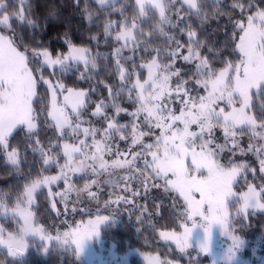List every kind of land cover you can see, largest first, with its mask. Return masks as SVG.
<instances>
[{
	"label": "snow or ice",
	"instance_id": "obj_1",
	"mask_svg": "<svg viewBox=\"0 0 264 264\" xmlns=\"http://www.w3.org/2000/svg\"><path fill=\"white\" fill-rule=\"evenodd\" d=\"M19 2L20 10L9 13L7 0H0V28L11 31L10 20L16 18L22 24L27 22L29 26H34L23 7L26 0ZM118 2L119 0H98L102 8H112L123 16L127 4L116 9L115 4ZM183 2L190 12L200 15L202 0ZM175 3L176 0H135L139 13L134 16L131 26L127 18L104 24L106 37L112 36V30L119 26V31L114 36V41L119 47L114 48L111 53L115 61L114 70L119 76V87L115 90L109 87V103L101 99L91 113L92 117L103 118L107 122L106 127L98 128L93 126L91 121L82 119L88 91L65 89L63 84H59L63 95L62 102L57 99L56 92H52L45 123L54 128L58 133L57 139L63 141L62 144L51 147L61 149L64 163L60 164L57 156L45 152L40 147V140H36L32 151L41 153L45 166L55 164L60 169L59 173L33 180L17 198L18 202L14 208L9 209L4 203L3 195H0V215L7 217L11 213L13 219L22 221L18 231L6 232L0 226V246L6 248L10 256L18 257L25 252L27 243L24 237L27 234L38 236L42 243L54 240L65 250L74 245L76 256L79 255L82 242L98 233V225L108 219L107 216L97 215L95 219L79 223L62 235L50 237L44 235L43 228L34 225L33 213L28 206L33 204L34 194L40 188L60 180L65 181V191L54 195L60 196L62 202L67 201L68 194L75 190L71 183L73 177L89 171L96 177L107 174L103 181L105 184L118 187L120 180L125 181L126 191L129 190L127 185L136 180L143 181L145 194L149 187L161 186L165 191L178 193L186 206L181 217L190 221L192 227L199 226L204 231L205 240L200 245L201 252L208 251L207 234L211 225H219L222 232L232 241V246L237 247L240 239L229 230L231 222L237 220V214L245 213L247 209H264V186L257 190L249 184L247 191H234L238 177L249 166L245 162L238 163L232 159L237 153H253L259 161L260 172L264 173V10L249 15L246 23L241 20L234 25V29L239 32L234 49L239 53V60L227 61L225 67L216 71L211 61L202 55V42L196 31L191 28L187 30L186 54L185 45L165 31L166 26L180 28V24L186 19L181 17L174 23L168 15L170 6ZM215 3L218 4L219 0H215ZM233 7H239L242 12L245 10L242 4ZM156 13L159 19L154 28L147 33L139 30L140 24L136 21L142 23L151 18L150 14ZM180 31L183 33L184 29L181 28ZM153 33L165 37L169 47L153 48ZM65 42L68 44L66 54L53 58L48 49L44 48L34 49L32 56L42 57V63L50 68L59 66L65 71H70L73 67L78 69L82 64L84 71L80 73V78L84 79L89 69L97 68V60L101 54H93L86 47H77L70 40ZM141 47L145 53L155 54L137 68L134 55ZM125 50L133 55H125ZM178 60L187 65H194L191 80L195 82V88L190 86L189 80L182 78V70L175 67ZM130 61L133 62L132 71L125 67ZM30 62L27 50H19L12 36L0 32V152L6 154L8 162L13 166L19 165L21 156L19 148L10 145L13 132L18 128H25L27 138L30 139L37 130L38 116L33 108L34 97L37 95V80L29 68ZM142 70L147 72L143 80L140 78ZM133 76L134 80L131 79ZM44 83L52 89L53 86L48 80H44ZM200 89H203V94H200ZM125 93L128 102L135 104V111L128 112L118 102V98ZM254 95L262 101L258 115L252 111L255 107ZM177 103L178 113L175 108ZM109 107L114 109L115 115L109 116L106 113L105 110ZM43 111L42 107L41 112ZM122 112L132 118L129 123L118 122L117 117ZM85 124L88 126L85 127ZM217 129L223 134V143H217ZM117 135L119 140L123 141L128 140L130 136L131 145L140 147L138 151L133 152L130 146L128 153H121L117 147V158L109 161L105 156L112 154V145ZM245 135H248L250 141L247 148L242 147L240 143V139ZM145 137L153 139L146 143ZM225 152L231 155L226 162H221V156ZM122 155H131V159H120ZM138 161H142V168L138 167ZM116 169H128V172L117 180L114 178ZM149 180L152 181L151 184ZM157 180L163 184H156ZM92 184L100 187L97 180H93ZM90 187L91 184L86 183L82 191ZM49 195L52 196L53 193L49 191ZM87 195L99 203L96 193L88 191ZM132 195L139 193L132 192ZM121 202L126 205L132 203L124 197H117L114 201H105L104 207L109 208L112 204ZM233 205L238 207L234 213H230L229 208ZM99 211L98 207L97 212ZM140 219L141 217L137 216V220ZM180 226L183 228L182 232L161 231L159 236L165 241L174 242L176 248L183 253L189 247L192 228L186 223H181ZM231 250L230 248L229 251ZM145 259L147 264H161L154 256Z\"/></svg>",
	"mask_w": 264,
	"mask_h": 264
},
{
	"label": "trees",
	"instance_id": "obj_2",
	"mask_svg": "<svg viewBox=\"0 0 264 264\" xmlns=\"http://www.w3.org/2000/svg\"><path fill=\"white\" fill-rule=\"evenodd\" d=\"M202 3L200 15L197 16L189 11L188 6L182 0H176V3L170 6L168 15L174 23L181 17L186 19L180 24V28L173 29L166 26L165 31L185 45V54L187 52V30L191 28V30L196 31L202 42L200 48L202 55L211 61L214 70L219 71L225 67V62H237L239 60V53L234 51L235 43L239 39V32L234 29V25L241 20L246 23L249 15L258 10H264V0H219L218 4L215 3V0H202ZM7 4L9 13L20 10L19 0H7ZM125 4L127 7L124 8V15L121 16L119 11H113L112 8H102L96 0H26L23 7L28 18L34 22V26H29L27 22L22 24L16 18L10 20L11 31L0 28L2 32L14 38L16 45L22 51L26 49L29 56L34 49L47 48L51 54L63 52L68 47L66 40H70L75 46L88 48L93 54H101L97 60V68L95 70L89 69V73L84 79L80 78V73L84 71L82 64L78 69L73 67L70 71H65L59 67L55 69L46 66L40 67L35 59L30 62V67L37 80V95L33 102V108L38 116L37 130L30 139L27 138L26 129L22 127L15 130L10 137V145L18 147L21 153L18 166L11 165L6 160L5 154L0 152V195H3L4 202L10 207L13 206L29 182L41 176L54 174L59 170L55 164L45 166L41 153L32 151L36 140H40V147L45 152L57 156L60 164L64 163L61 149L51 147V145L62 144L63 141L58 140L56 130L48 127L45 123L47 109L50 106V90L41 77L57 81L63 84L65 88L88 91L87 105L82 111V119L91 121L92 125L98 128L107 126V122L103 118L92 117L91 115L101 99L109 103V87L115 90L120 83L118 72L114 70L115 61L111 56L114 48L119 47L114 41L119 26L117 25L112 30V36L106 37L104 24L108 21H122L127 18L128 24L131 26L134 16L139 13V9L135 5V0H119L115 4V8L120 9ZM236 4L244 5L245 10L242 12L239 7H233ZM150 17L142 23L136 21L140 24L139 30L147 33L154 28L159 19L158 13L150 14ZM181 28L184 29L183 33L180 31ZM151 44L153 48L157 46L169 47L166 38L161 37L158 33H153ZM124 54L133 55L128 50H125ZM154 54V52L145 53L141 47L134 55V63L137 68L141 63L147 62ZM132 63L130 61L125 65L129 71L133 70ZM175 67L182 70L184 73L182 78L189 80L190 86L195 88V82L191 80L194 65H187L182 60H178ZM145 74L146 70H142L140 78L143 79ZM131 79L134 80L135 77L133 76ZM92 89L95 91H91ZM118 102L128 112L135 111V104L128 102L126 93L118 98ZM261 102L259 98L253 96L255 107L252 111L254 114H259ZM178 106L177 103L175 105L176 110ZM42 107L43 112H41ZM105 111L109 116L115 115V111L111 107ZM117 119L120 124H126L132 118L122 112ZM85 125L88 126V124ZM216 137L217 143L224 142L222 133L218 132ZM117 138H119L118 135L115 139ZM127 141L120 140L116 145L118 148L125 149L129 145ZM240 143L242 147L247 148L249 144L248 135L243 136ZM230 155L227 152L222 154L221 162H226ZM232 159L235 162H245L249 166L240 175L236 185H244L246 182L259 185L263 176L260 172L259 161L253 153L249 152L243 155L237 153ZM114 172V178L119 180V177L127 174L128 171L114 170ZM91 178L92 175L87 173L77 174L71 183L74 187L79 188ZM106 178L107 174L98 177L99 188L94 185L89 190L80 191L78 194L70 192L68 194L69 199L65 202H62L60 196L54 195L65 191L64 181L60 180L49 188L42 187L34 194V202L30 205L34 223L44 229V234L54 235L68 229L84 218L96 214H106L110 220L101 226L100 238L105 245H113L117 253L134 249L143 253L157 254L166 260L196 262V264L208 261L204 255L194 256L191 252L182 253L171 243H166L159 237L160 230H180L181 223L186 221V218L181 217L186 206L178 194L165 191L162 187H149L145 194L143 181L138 182L136 180L127 185L129 190L126 191L125 181L120 180L117 187L103 183ZM161 182L155 181L156 184ZM151 183L152 181L149 180V184ZM49 191L53 193L52 196L49 195ZM88 191L96 193L99 203L88 197ZM132 192H138L139 195L133 196ZM117 197H124L132 203L126 205L121 202L112 204L109 208L104 207L105 201H114ZM98 207L99 212H97ZM231 208L235 209L236 205L231 206ZM137 216L141 217L139 221ZM2 220V225L8 231L18 228L16 221L10 216H3ZM232 224L234 231L241 236L246 245L244 251L246 256L251 253L252 249L254 253L264 252V210L248 211L245 215L237 214V220H233ZM30 239L31 243L34 244L28 245L25 252L18 257H12L6 249L0 248V264H84L82 259L76 256L72 246L65 250L62 245L55 241L42 243L36 238ZM139 262L136 256H132L130 259L131 264H139Z\"/></svg>",
	"mask_w": 264,
	"mask_h": 264
},
{
	"label": "rangeland",
	"instance_id": "obj_3",
	"mask_svg": "<svg viewBox=\"0 0 264 264\" xmlns=\"http://www.w3.org/2000/svg\"><path fill=\"white\" fill-rule=\"evenodd\" d=\"M96 1L98 2V0H96ZM253 14H255V13H253ZM253 14H251V15H253ZM0 32H2V31L0 30ZM3 34H5V33L3 32ZM77 47H82V46H77ZM19 50H21V49L19 48ZM67 51H68V47H67V50H65L63 52H59V53H56V54H51L50 53V55L53 58H55L58 55L66 54ZM32 53H33V51H31L30 56H29L31 62H33L34 61L33 59H35V62L38 61L40 67L41 66L48 67L47 65H44L42 63V57L41 58L33 57L32 56ZM56 67H59V66H56ZM29 68L32 70V68L30 67V64H29ZM48 68H50V67H48ZM50 69H53V68H50ZM33 76H34V78H36L34 72H33ZM146 76H147V72H146L145 76L143 77V79ZM143 79H141V80H143ZM43 80H48L49 83L53 86L52 89H50L49 88V85L46 84L47 87L50 90V103H51L52 92L53 91L56 92L57 99L62 102L63 95H61V89L58 87V85L60 83L57 82V81H51L49 78H44V77H43ZM65 89H67V88H65ZM77 90H83V89H77ZM199 91H200V94H203V89H201ZM178 111H179V106L177 108V113H178ZM84 126L86 127V125H84ZM193 130H195V126H193ZM218 132L219 133H222L220 129H217L216 130V134ZM81 138H83V137H81ZM152 139H153V137H146L144 140L147 143V142H151ZM119 141H120L119 138L115 139V142L112 145L113 152H112L111 155H106L105 156V159L111 161V160L117 158V155H116V151L115 150L117 148L116 143L119 142ZM90 142H91V139L89 138V143ZM127 142H128L129 145H127V147L125 149L124 148H119V151L121 153H128L130 146H131V151H133V152L139 150V147H140L139 145H135V146L131 145V137L130 136H129V139H128ZM5 158L7 160L6 154H5ZM119 158L120 159H131V155H128V156H123L122 155ZM148 159H151V157H148ZM137 165H138V167H143L142 161H138L137 162ZM116 170L128 171V169H116ZM59 171H60V169L58 170V172H56L54 174H49V175H45V176L57 175L59 173ZM87 174L92 175V178L90 180H88V182H86L87 184H91V187L90 188H92L94 185H96V184H92V181L93 180H97L98 181V177L94 176L90 171L87 172ZM261 175L263 176V178H262L261 182L259 183V185L258 184H256V185L251 184L257 190H259L262 186H264V173H262ZM62 181H64V180H62ZM30 183L31 182H29L27 185H29ZM86 183H84L79 188H77V186L74 187L75 190L72 191V192L77 193V194L80 191L83 192L82 190L84 189V185ZM159 184L162 185L163 182H161ZM249 184L250 183H248V182H246L244 185H242V184L236 185L235 184L234 185V191H236L237 193H240V192H243V191H247V188H248V185ZM51 185H49L47 188H49ZM161 187L163 189H165L163 186H161ZM169 191H171V190H169ZM23 192H22V194H23ZM171 192H173V191H171ZM173 193H175V192H173ZM22 194H20L19 197ZM175 194H178V193H175ZM17 202L18 201L16 199L15 202H14V204H13V206H11V207L9 205H7L5 202L4 203L7 205V207L9 209H11V208H14L15 207V204ZM228 203L229 204L231 203V198H229ZM28 207L30 209V205ZM236 207H238V205H236ZM235 210H236V208L235 209H232L231 207L229 208V212L230 213H234ZM253 210H264V209H251L250 208V209H247L246 212L245 213H242V214L245 215V214H247L248 211H253ZM97 215L107 216L108 219H106L102 224L98 225V233L97 234H94L91 238H87V239H85L82 242V251L79 253L78 257H80L82 259V261H83L84 264H131L130 263V259H131L132 256H136L139 259V261H140L139 264H147V261H146L145 257H153V256L154 257H157L159 259V261L161 262V264H196V262H194V263H191V262L187 263V262H180V261H175V260H166V259H163L162 257L158 256L157 254L143 253V252L136 251L134 249L133 250H128V251H126L124 253H117L114 250L113 245H111V244L105 245L104 242L100 238V228H101V226L105 225L110 220V217L108 215H106V214H96V215H93V216H89V217L84 218V219H82L80 221H77L73 226L69 227L66 230H63L61 232H57L54 235H51V234H44V235L50 236V237H55L57 235H62L64 232L70 231L71 229H74L76 227V225L79 224V223L86 222V221H88L90 219H95V217ZM8 216H10L12 218L11 213H9ZM2 218H3V215H0V226H2L5 229V227L2 225V221H3ZM13 220H15L16 221V224L18 225V228L16 230H13V231H18L19 230V227H20V225L22 223V221H19L18 218L13 219ZM33 222H34V220H33ZM184 223H186L187 226L191 227L192 230H191L190 235H189V241H188L189 247L183 253H189V252H191L194 256L195 255L196 256H202V255L206 256L207 259H208V261H206V262H204L202 264H264V252L254 253V250L252 249L251 250V253L248 256L245 255L244 251L246 249V245L244 244V241L241 238V236L238 235L236 233V231H234V226H233L232 222H231V228L229 230L230 231H233V234L238 235V237L240 239L239 246L233 247L232 246V241L229 239L228 235H226L224 232H222V230H221V228H220L219 225L213 224V225H211L209 227L208 234H207V244H208V251L207 252H201L200 251V245L205 240V234H204L203 229L201 227H199V226L192 227L190 221H185ZM198 224H199V221H197V225ZM34 225H38V224L34 223ZM5 231L6 232H12V231H8L7 229H5ZM161 231H174V230H160L159 233ZM182 231H183V228L181 227V229L180 230H177L176 232H182ZM24 238H25V241L27 243L26 249H27L28 245L34 244V243H31V239L30 238H36L39 242H41L40 239H39V237L38 236H35L34 234H27V235H25ZM161 240L164 241V242H166V243H171L176 248L174 242H172L170 240L169 241H165L163 239H161ZM46 242L49 243L50 241H46ZM71 246L75 250V246L74 245H71ZM0 248L3 249L4 247L3 246H0ZM230 248L232 249L231 251H229ZM4 249H6V248H4ZM75 254H76V252H75Z\"/></svg>",
	"mask_w": 264,
	"mask_h": 264
}]
</instances>
